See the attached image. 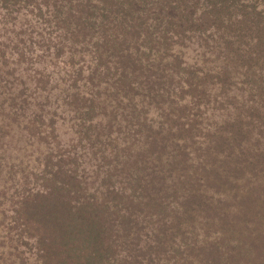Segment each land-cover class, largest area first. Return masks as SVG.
<instances>
[{
  "label": "trees",
  "instance_id": "obj_1",
  "mask_svg": "<svg viewBox=\"0 0 264 264\" xmlns=\"http://www.w3.org/2000/svg\"><path fill=\"white\" fill-rule=\"evenodd\" d=\"M0 9L16 15L0 48L17 57L9 95H21L10 109L42 101L23 78L31 71L59 85L72 133L57 141L60 105L31 112L51 140L48 160L3 208L1 260L264 264V0H0Z\"/></svg>",
  "mask_w": 264,
  "mask_h": 264
},
{
  "label": "rangeland",
  "instance_id": "obj_2",
  "mask_svg": "<svg viewBox=\"0 0 264 264\" xmlns=\"http://www.w3.org/2000/svg\"><path fill=\"white\" fill-rule=\"evenodd\" d=\"M0 12L4 13L5 15V23L0 22V48H2V43L6 45H9L10 43L9 39L7 40L1 37L4 34L10 35V33L7 34L4 32V28L16 26L12 22L13 19H11L16 15L15 13L13 15H6V10L3 9H0ZM10 19L12 20L11 23H7ZM28 19L29 17H27V20ZM25 20L26 18L23 15H20V17L18 18L19 23L24 22ZM11 33L13 34V32ZM9 50L10 49L8 48V51ZM188 56L191 58L189 59L190 62H192L195 53L190 51L189 54L186 55V57ZM5 58L6 59H4L3 56L0 55V67H2V70H4V73H0V79L5 77V80L0 81V241L2 235H6L7 231V222L5 221L6 218L3 216V208L9 206V202L11 201V199H13L11 196H13L16 191L22 194V192L25 193V190L28 189L27 186L20 187L22 180H26L25 178H27L26 181L31 182V184H29L30 186L37 183L36 179H40L38 178V172L39 170L44 168V164L48 160V155H45L44 151L45 146L48 143L44 142H51V140L47 138L45 134L38 133V130L40 131V129L42 128L38 129V125H34L33 123H31L32 119L35 118L34 114H32L31 112L36 110L37 115L43 113V115L46 117L54 112V109L53 111L50 110L51 104H55V106L56 104L60 105L61 108L59 109H61V112L60 114H57V141H61L62 145H65L63 144V142L68 143V141L72 137L69 125L70 121H67V119H69V114L64 111H67V106H65L63 100H58L56 95L54 94L57 93V88H59V85H57V87H55L53 83L47 85L44 81L39 83V77H35V74L31 71L27 72L23 76V78L26 77L27 79H33L35 82V87H39L38 89L44 91V96L40 98L42 99V101H34L33 105L31 107L29 106L30 108L28 107V109L27 107L17 111H13L10 109V103H15V101L11 98H19L18 95H21L19 93V90L14 91L13 97H10L9 95V92H11L12 90L19 89L17 88V84L19 83L20 76L17 70L13 73L14 67L10 66V61H15L17 57ZM21 66L24 67L25 65ZM33 88L34 87L28 88V90H21H23L25 93L30 94L34 91ZM63 90L64 88L62 89V91ZM2 92H4L5 95L2 94ZM48 92L51 93L48 94ZM70 116H72V114H70ZM65 120L68 123L63 124L62 122H65ZM38 124L40 125L41 123ZM44 124H47V121L44 122ZM38 141L40 143H37ZM58 150L60 149L55 147L54 151L58 152ZM85 158H87V156ZM4 241L7 245L13 244L8 240ZM2 251L3 249L0 243V264L2 263L1 261H3L1 260ZM4 252L6 255H8L7 250H5ZM3 262L4 264H18L21 262V260L20 258H15L14 254H9L7 261ZM26 262V264L32 263V261Z\"/></svg>",
  "mask_w": 264,
  "mask_h": 264
}]
</instances>
